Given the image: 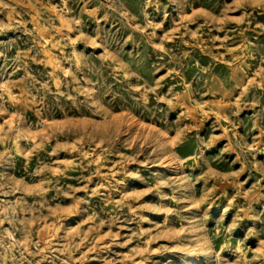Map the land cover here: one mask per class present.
Listing matches in <instances>:
<instances>
[{
	"label": "rangeland",
	"instance_id": "rangeland-1",
	"mask_svg": "<svg viewBox=\"0 0 264 264\" xmlns=\"http://www.w3.org/2000/svg\"><path fill=\"white\" fill-rule=\"evenodd\" d=\"M0 264H264V0H0Z\"/></svg>",
	"mask_w": 264,
	"mask_h": 264
}]
</instances>
